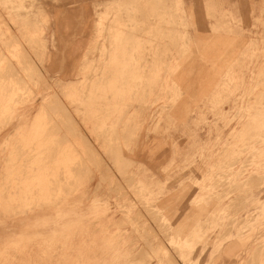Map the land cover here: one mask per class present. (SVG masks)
<instances>
[{"label": "rangeland", "instance_id": "obj_1", "mask_svg": "<svg viewBox=\"0 0 264 264\" xmlns=\"http://www.w3.org/2000/svg\"><path fill=\"white\" fill-rule=\"evenodd\" d=\"M0 23V264H264V0H0ZM42 105L39 149L81 168L11 201Z\"/></svg>", "mask_w": 264, "mask_h": 264}, {"label": "bare ground", "instance_id": "obj_2", "mask_svg": "<svg viewBox=\"0 0 264 264\" xmlns=\"http://www.w3.org/2000/svg\"><path fill=\"white\" fill-rule=\"evenodd\" d=\"M21 1V0H20ZM47 1V0H46ZM111 1V0H110ZM129 1V0H128ZM157 1V0H156ZM5 2V1H4ZM38 2V1H37ZM115 2V1H114ZM114 2H113V4H114ZM117 2V1H116ZM126 3V2H125ZM135 3V2H134ZM159 3V2H158ZM106 4V3H105ZM141 4V3H140ZM17 5V4H16ZM129 5H130V3H129ZM40 6V5H39ZM109 6H110V4H109ZM141 6V5H140ZM3 7V6H2ZM41 7V6H40ZM107 7V6H106ZM124 7V6H123ZM125 8H126V6H125ZM141 8V7H140ZM38 9V8H37ZM121 9V8H120ZM127 9V8H126ZM137 9V8H136ZM102 10V9H101ZM140 10V9H139ZM141 11V10H140ZM157 11V10H156ZM41 12V11H40ZM45 12V11H44ZM143 12V11H142ZM39 13V12H38ZM120 13V12H119ZM123 13V12H122ZM41 14V13H40ZM39 14V15H40ZM44 14V13H43ZM106 14V13H105ZM105 14H104V16H105ZM118 14V13H117ZM140 14V13H139ZM9 15V14H8ZM42 15V14H41ZM145 15V14H144ZM20 16V15H19ZM116 16V15H115ZM118 16V15H117ZM138 16V15H137ZM143 16V15H142ZM142 16H140V17H142ZM36 17V16H35ZM129 17V16H128ZM126 18V17H125ZM136 18H138V17H136ZM25 19V18H24ZM142 19H145V17H143ZM122 20V19H121ZM140 20V19H139ZM131 21V20H130ZM13 22V21H12ZM25 22V21H24ZM135 22H136V20H135ZM143 22V21H142ZM151 22V21H150ZM149 22V23H150ZM15 23V22H14ZM127 23V22H126ZM1 24V23H0ZM22 24V23H21ZM31 24V23H30ZM146 24H148V23H146ZM124 25V24H123ZM137 25V24H136ZM126 26V25H125ZM145 26H147V25H145ZM17 27V26H16ZM31 27V26H30ZM35 27V26H34ZM134 27V26H133ZM3 28V27H2ZM36 28V27H35ZM38 28V27H37ZM117 28V27H116ZM132 28V27H131ZM137 28V27H136ZM41 29V28H40ZM39 29V30H40ZM110 29V28H109ZM135 29V28H134ZM108 30V29H107ZM114 30V29H113ZM11 31V30H10ZM28 31V30H27ZM115 31V30H114ZM123 31L124 30H122V35L124 34H126V33H123ZM3 32V31H2ZM22 32H23V30H22ZM125 32H126V30H125ZM136 32V31H135ZM20 33V32H19ZM31 33V32H30ZM10 34V33H9ZM24 34V33H23ZM33 34V33H32ZM31 34V35H32ZM120 35V34H119ZM128 35V34H127ZM4 36V35H3ZM2 36V37H3ZM12 36V35H11ZM15 36H17V35H15ZM33 36V35H32ZM115 36V35H114ZM126 36V35H125ZM131 36V35H130ZM0 37H1V35H0ZM23 37V36H22ZM21 37V38H22ZM122 37V36H121ZM124 37V36H123ZM13 38H14V35H13ZM18 38V37H17ZM27 38V37H26ZM30 38V42L32 41L31 40V37H29ZM8 39V38H7ZM37 39V38H36ZM3 40V39H2ZM1 40V41H2ZM5 41V40H4ZM12 41H14V40H12ZM28 40H26V42H27ZM28 41V42H29ZM121 41V40H120ZM19 42H22V41H20L19 40ZM33 42L34 41H32V44H33ZM118 42V41H117ZM13 43V42H12ZM15 43V42H14ZM85 43V42H84ZM110 43V42H109ZM116 43V42H115ZM20 45H21V43H19ZM22 44H24V43H22ZM25 44H28V43H25ZM32 44H30V45H32ZM118 44V43H117ZM11 45V44H10ZM13 45V44H12ZM11 45V46H12ZM18 45V43H16V46ZM116 45V44H115ZM6 46H8V45H6ZM34 46V45H33ZM18 47H20L19 45H18ZM21 47H23V45L21 46ZM29 47V46H28ZM4 48H5V45H4ZM3 48V49H4ZM14 48V47H13ZM26 48H27V46H26ZM23 49V48H22ZM21 48H20V51L22 50ZM99 49V48H98ZM130 49V48H129ZM6 50V49H5ZM125 50V49H124ZM120 51V50H119ZM22 52V51H21ZM25 52H26V49H25ZM92 52V51H91ZM121 52V51H120ZM2 53V52H1ZM13 53V52H12ZM28 53V52H27ZM34 53V52H33ZM88 53V52H87ZM114 53V52H113ZM116 53H118V51L116 52ZM31 54V53H30ZM89 54V53H88ZM108 54V53H107ZM115 54V53H114ZM119 54V53H118ZM16 55H17V53H16ZM15 55V56H16ZM21 55V54H20ZM85 55V54H84ZM26 56V55H25ZM24 56V57H25ZM122 56V55H121ZM5 57V56H4ZM7 58H9V57H7ZM22 58H23V56H22ZM27 58H28V56H27ZM28 59H31V56L29 55V58ZM27 59V60H28ZM5 60H8V59H5ZM16 60V59H15ZM23 60H24V62H25V60L26 59H24L23 58ZM26 60V61H27ZM12 61V60H11ZM30 61V60H29ZM29 61L27 62V63H29ZM31 61H32V59H31ZM33 62V61H32ZM32 62L30 63V64H32ZM21 63H23V61L21 62ZM17 64V63H16ZM34 64V63H33ZM18 65V64H17ZM28 66V65H27ZM30 66H32V65H30ZM30 66H28L29 68H30ZM35 66H36V64H35ZM134 66V65H133ZM12 68H13V66H11ZM14 67H15V65H14ZM21 67H22V65H21ZM15 68H17V67H15ZM29 68H28V70H29ZM35 68V67H34ZM132 68V67H131ZM21 69H23V68H21ZM38 69V68H37ZM18 70H19V68H18ZM24 70V69H23ZM27 70V69H26ZM31 71H32V68L30 69ZM29 70V73H27L28 71H26V74L27 75H30V73H31V71ZM53 70V69H52ZM14 71H16V70H14ZM23 72H25V71H22V73ZM12 73V72H11ZM17 72H13L12 74H16ZM21 73V72H20ZM40 73H41V71H40ZM24 74V73H23ZM2 75V74H1ZM8 75H10V74H8ZM4 76V75H3ZM14 76V75H13ZM16 76H18V74L17 75H15V77ZM20 76V75H19ZM21 76H23L22 74H21ZM110 76V75H109ZM26 77V76H25ZM2 78V77H1ZM20 78H22V77H20ZM27 78V77H26ZM29 78H30V76H29ZM17 79H19V78H17ZM16 79V80H17ZM32 79V78H31ZM21 80H23V79H21ZM24 81V80H23ZM10 82H13V78L11 77V81ZM120 82V81H119ZM9 83V82H8ZM18 83V82H17ZM26 84V83H25ZM17 85V84H16ZM20 85H21V83H20ZM18 86V85H17ZM17 86H16V88H17ZM48 87V86H47ZM6 88V87H5ZM4 88V89H5ZM12 88V87H11ZM14 88H15V86H14ZM10 89V88H9ZM48 89H50V88H48ZM63 89V88H62ZM61 89V90H62ZM15 90V89H14ZM6 91V90H5ZM17 92V91H16ZM50 92V91H49ZM49 92H48V95H49ZM9 93V92H8ZM13 93H15V91L13 92ZM10 94H11V92H10ZM16 94V93H15ZM53 94H54V92H53ZM57 94V93H56ZM1 96V95H0ZM56 96V95H55ZM58 96V95H57ZM8 97V96H7ZM20 97V96H19ZM46 97V96H45ZM71 97V96H70ZM69 97V98H70ZM77 97V96H76ZM76 97H75V99H76ZM5 98V97H4ZM51 98V97H50ZM58 98V97H57ZM3 99V98H2ZM6 99V98H5ZM46 99V98H45ZM74 99V102L76 101L77 102V100H75ZM71 100V99H70ZM2 101V100H1ZM43 101V100H42ZM46 101H48V100H46ZM55 101V100H54ZM69 102V101H68ZM68 102H66L67 104H68ZM71 102H73V101H71ZM51 103V102H50ZM70 103V102H69ZM43 104V103H42ZM49 104V103H48ZM54 104V103H53ZM56 104H58V102L56 103ZM60 104V103H59ZM72 104V103H71ZM75 104V103H74ZM74 104H72V105H74ZM45 105H47V104H45ZM45 105H44V107H45ZM57 106V105H56ZM76 106H77V104H76ZM79 106V105H78ZM40 107H41V105H40ZM42 107H43V105H42ZM44 107L43 108H41L40 110H39V112L35 115V116H33L32 118H30V117H26L25 118V115H22V114H20V115H18L19 116V119H20V124L17 126V128H18V134H20L21 136L22 135H24V134H26V132H28V135H29V137L31 138L30 139V141H29V144H26V145H22L21 147H20V151L18 152H14V154H16V161H15V163H14V171L16 172V174L14 175L13 174V176L11 177L12 179H11V182H12V188L11 189H7V190H5V193L3 194L4 196H6V199L7 198H9V200H11V201H16V198H18V197H29V196H33V195H35L37 192H43L44 191V189H45V187L47 186V184H46V180H48L47 179V177H49L48 175V173L50 172V169H49V164L48 163H52V165L54 166H52L54 169H55V171H54V173L56 174L55 175V180L57 181V184L58 183H60L61 182V180H63L64 179V174L63 175H61L60 174V172H58V171H60L62 168H63V171H67L68 173H75V171L77 170H79L80 168H81V164H82V162H79V163H76V161L77 160H71V155H73L74 154V151H73V148L72 147H74V146H72V145H75V144H72V145H69V144H67V145H69V146H72V147H68V146H66V139H64V144H65V148H64V144L62 145V148L64 149L63 151H61V149L58 151L57 149H58V147L57 146H59V145H57L56 146V150L54 151V149H53V151L52 152H50L51 154V156L53 155V157H52V159H50L51 157L49 156V154H48V152L46 153L47 155H48V157H46V155L43 153V151H45V149L43 150L42 149V147H41V149L43 150V151H41L39 148H40V146L42 145V142H40V139H42V137L44 136V134L47 132V134L49 133V130H52V132H55V131H57V130H59L60 129V131H62L61 130V128L60 127H62V126H59L60 124H58V122H57V120H56V122L55 123H51L52 122V120H51V118H52V115L50 114V113H45V111H44ZM69 107V106H68ZM71 107V106H70ZM56 108V107H55ZM76 108H78V107H76ZM75 108V110H77ZM39 109V108H38ZM66 109V108H65ZM72 109V108H71ZM52 110V109H51ZM58 110H59V108H58ZM57 110V111H58ZM74 110V109H73ZM38 111V110H37ZM48 111V110H47ZM50 112V111H49ZM66 112L68 113L69 112V114L68 115H71V111H67V109H66ZM127 112V111H126ZM56 113V112H55ZM67 113H65L66 115H67ZM61 114V113H60ZM59 115V114H58ZM64 115V114H63ZM63 115H61L62 117H63ZM54 117V116H53ZM69 118H70V116H68ZM68 117H63L64 118V120L66 119V118H68ZM73 117V116H72ZM60 119L62 120V118L60 117ZM59 119V120H60ZM51 120V121H50ZM71 120H73V118L71 119ZM71 120H69V122L71 121ZM23 121V122H22ZM74 121V120H73ZM61 122V121H60ZM62 122H65V121H62ZM61 122V123H62ZM75 122V121H74ZM73 122V123H74ZM22 124V125H21ZM50 124H52V125H50ZM63 124V123H62ZM61 124V125H62ZM78 124V123H77ZM65 125V124H64ZM69 125V124H68ZM76 125V124H75ZM79 125V124H78ZM80 126V125H79ZM68 127H71V124L68 126ZM64 129V128H63ZM72 129V128H71ZM74 129V128H73ZM78 130V129H77ZM74 131V130H73ZM51 132V131H50ZM59 132V131H58ZM70 132V131H69ZM80 133H82L81 132V130L79 131ZM56 133V132H55ZM59 133H61V132H59ZM59 133H57V134H59ZM67 133V132H66ZM77 133V132H76ZM84 133V132H83ZM56 134V135H57ZM79 134V133H78ZM53 135V134H52ZM60 135V134H59ZM59 135H57V136H59ZM62 135V134H61ZM65 134L63 133V137H65L64 136ZM66 135H68V134H66ZM86 135V134H85ZM117 135V134H116ZM128 135V134H127ZM62 136H59V137H62ZM23 137V136H22ZM58 137V138H59ZM66 137H68V136H66ZM65 137V138H66ZM117 137V136H116ZM71 138V137H70ZM19 139V138H18ZM60 139V138H59ZM25 141V140H24ZM46 141V140H45ZM60 141V140H59ZM54 142V141H53ZM58 142V141H57ZM63 142V141H62ZM70 142V141H69ZM87 142H88V140H87ZM59 144L61 143V141L60 142H58ZM73 143V142H72ZM89 144H90V142H88ZM87 143V144H88ZM119 144V143H118ZM46 145H48V144H46ZM43 146V148L44 147H49V146ZM53 145V144H52ZM55 145V144H54ZM92 145V144H91ZM91 145H88V146H91ZM18 147V148H19ZM52 147V146H51ZM54 148H55V146H53ZM59 148H60V146H59ZM91 148V147H90ZM50 149H52V148H50ZM94 149V148H93ZM19 150V149H18ZM47 150V149H46ZM48 151V150H47ZM122 151V150H121ZM76 154V153H75ZM100 154V153H99ZM83 156V155H82ZM141 156V155H140ZM46 158H49L50 160H49V162L47 161L48 159H46ZM85 159V158H84ZM126 159V158H125ZM120 160H121V158H120ZM128 160V159H127ZM137 160H139V159H137ZM78 161H80V160H78ZM83 161V160H82ZM85 161V160H84ZM34 163H36L35 165H33ZM88 164V163H87ZM61 168V169H60ZM53 169V170H54ZM84 170V169H83ZM118 170V169H117ZM81 171V170H80ZM79 171V172H80ZM89 171V170H88ZM90 172V171H89ZM77 173V172H76ZM94 173V172H93ZM79 174V173H78ZM80 175V174H79ZM82 177V176H81ZM53 179V178H52ZM35 181V182H34ZM54 181V180H53ZM52 182V181H51ZM50 182V183H51ZM52 183H54L55 184V182H52ZM51 183V184H52ZM262 183V182H261ZM51 184H49V185H51ZM258 184V183H257ZM131 185V184H130ZM120 187V186H119ZM46 188H48V186L46 187ZM57 188V187H56ZM4 192V191H3ZM13 224H15V223H13ZM150 225V224H149ZM132 230V229H131ZM153 230V229H152ZM134 231V230H133ZM154 231V230H153ZM145 233V232H144ZM151 234V233H150ZM154 234V233H153ZM158 234V233H157ZM168 236V235H167ZM122 239V238H121ZM160 239V238H159ZM152 240V239H151ZM161 240V239H160ZM160 245V244H159ZM165 246V245H164ZM160 249V248H159ZM259 251V250H258ZM132 260V259H131ZM258 261V260H257Z\"/></svg>", "mask_w": 264, "mask_h": 264}]
</instances>
